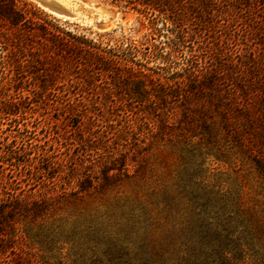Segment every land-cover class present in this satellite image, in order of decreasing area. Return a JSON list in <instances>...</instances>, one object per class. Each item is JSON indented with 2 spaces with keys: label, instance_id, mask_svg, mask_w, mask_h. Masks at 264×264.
<instances>
[{
  "label": "rangeland",
  "instance_id": "1",
  "mask_svg": "<svg viewBox=\"0 0 264 264\" xmlns=\"http://www.w3.org/2000/svg\"><path fill=\"white\" fill-rule=\"evenodd\" d=\"M25 1L62 28L85 30L104 42L144 43L152 32L145 15L106 0L96 1L107 6L102 10L109 19L88 26ZM199 11L196 22L185 24L188 38L178 62L193 51L200 66L226 69L220 89L246 105L252 120L242 140L226 131L209 134L202 122H178L180 113L170 129L154 130V136L153 120L125 109L101 118L92 89L64 74L42 82V66L23 64L19 54L3 64L9 51H0V101L14 103L15 113L0 118V199L15 191H51L69 178L70 192L87 175L104 183L105 167L124 151L132 176L69 204L61 201L44 223L17 222L22 237L0 264H118L106 255L114 247H128L134 256L141 247H255L239 264H264V0H209ZM11 150L15 160L3 156ZM55 173L61 181L47 179ZM55 220L69 240L42 235L41 224Z\"/></svg>",
  "mask_w": 264,
  "mask_h": 264
},
{
  "label": "trees",
  "instance_id": "2",
  "mask_svg": "<svg viewBox=\"0 0 264 264\" xmlns=\"http://www.w3.org/2000/svg\"><path fill=\"white\" fill-rule=\"evenodd\" d=\"M106 1L139 12L149 19L152 32L144 43L129 39L104 42L102 36H92L91 32L62 28L57 20L28 1L0 0V51H9L7 60L1 62L10 65V60L20 55L23 64L42 66V82L64 74L71 83L76 80L81 89H92L96 93L93 103L101 108V118L106 112L111 114L125 109L141 119L153 120L152 136L155 135L154 130L163 133L170 129L175 124L170 122L173 115L180 113L178 122L191 127L202 122L209 134L226 131L242 140L245 124L252 120L246 105L220 89L226 69L223 72L219 66L213 69L200 66L193 51L187 55L185 63L178 62L183 57L182 49L186 47L188 38L185 24L187 21L196 22V15L201 8L207 7L209 0ZM168 34L173 38H168ZM13 105L12 102L0 101V118L15 114ZM182 131L191 132L187 128H182ZM122 135L121 132L120 138ZM127 153L124 151L121 157L105 167L104 183L96 185L98 179L87 175L70 192L67 187L71 186V178L51 191L28 195L24 190L15 191L0 199V256L8 247H16L22 237L16 231L17 222L41 220L44 223L46 219L53 218L61 201L69 204L87 197L92 191L110 189L119 177L130 179L132 176L128 173L124 156ZM3 156L15 160L18 154L11 150ZM53 169L59 168L55 166ZM58 176L60 174H48L47 179L60 178L61 181L62 176ZM236 215L232 222L238 219ZM55 223L41 224L42 235L45 238L66 236L65 240H69L61 222L57 226ZM84 230H90V227ZM241 236L245 238L244 232L239 234V239ZM248 236L247 243L252 240ZM252 248L255 247H141L134 256L128 247H114L107 250L106 255L118 264H239ZM96 249L92 247L95 253ZM259 252L256 249L255 257L258 258Z\"/></svg>",
  "mask_w": 264,
  "mask_h": 264
},
{
  "label": "bare ground",
  "instance_id": "3",
  "mask_svg": "<svg viewBox=\"0 0 264 264\" xmlns=\"http://www.w3.org/2000/svg\"><path fill=\"white\" fill-rule=\"evenodd\" d=\"M39 4L50 7L57 13L78 21L83 25H93L94 22H106L108 14L104 13L102 7L96 0H35Z\"/></svg>",
  "mask_w": 264,
  "mask_h": 264
},
{
  "label": "water",
  "instance_id": "4",
  "mask_svg": "<svg viewBox=\"0 0 264 264\" xmlns=\"http://www.w3.org/2000/svg\"><path fill=\"white\" fill-rule=\"evenodd\" d=\"M36 3H37V2H36ZM37 4H38L40 7H42L43 9H45L46 11L50 12L51 14H53V15H55V16H57V17L63 19V20H64V19H66V20H71V19L66 18L65 16H63V15L57 13L56 11L52 10L50 7H48V6L44 5V4H39V3H37Z\"/></svg>",
  "mask_w": 264,
  "mask_h": 264
}]
</instances>
